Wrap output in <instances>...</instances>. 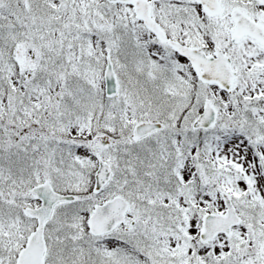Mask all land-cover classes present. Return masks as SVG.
<instances>
[{
	"label": "snow or ice",
	"instance_id": "1",
	"mask_svg": "<svg viewBox=\"0 0 264 264\" xmlns=\"http://www.w3.org/2000/svg\"><path fill=\"white\" fill-rule=\"evenodd\" d=\"M0 264H264V0H0Z\"/></svg>",
	"mask_w": 264,
	"mask_h": 264
}]
</instances>
